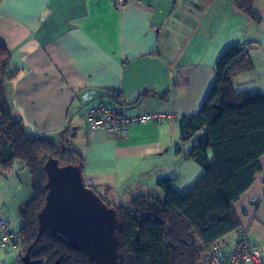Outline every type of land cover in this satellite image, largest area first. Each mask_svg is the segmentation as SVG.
Wrapping results in <instances>:
<instances>
[{"label": "crops", "instance_id": "obj_1", "mask_svg": "<svg viewBox=\"0 0 264 264\" xmlns=\"http://www.w3.org/2000/svg\"><path fill=\"white\" fill-rule=\"evenodd\" d=\"M178 1L168 0L165 13V0H0V42L11 53V67L19 70L8 89L13 114L32 133L59 143L73 130L83 146V153L77 149L84 157L82 177L110 204L127 203L169 173L163 163L164 168H157L161 156H172L170 167L181 165L178 119L196 113L212 85L215 64L203 54L195 59L201 63L170 70L176 58L167 45L175 30L162 36L164 24L178 22L184 29L187 10H195L186 0L177 8ZM199 13L202 22L193 30L208 36L213 30L209 14ZM182 67L193 69L182 74ZM242 75L233 78L234 89ZM253 88L264 92L241 87L245 92ZM146 91L149 95L141 96ZM97 105L114 106L129 117L160 113L168 119L133 124L125 134L113 136L88 125L86 110ZM260 164L255 183L235 210L250 243L264 256V156ZM24 181L28 184V177ZM19 185L15 176L0 174V217L12 227L9 212L16 206L14 212L20 211ZM235 241L233 232L222 245L228 250ZM19 256V249L17 255L0 249V264H21Z\"/></svg>", "mask_w": 264, "mask_h": 264}, {"label": "trees", "instance_id": "obj_2", "mask_svg": "<svg viewBox=\"0 0 264 264\" xmlns=\"http://www.w3.org/2000/svg\"><path fill=\"white\" fill-rule=\"evenodd\" d=\"M256 0H231L245 15ZM11 53L0 42V174L26 185L30 199L21 210V225L15 231L20 259L37 237V214L43 207L47 175L43 168L49 158L60 165L84 168V157L68 142L28 134L13 114L8 84L18 76L11 67ZM254 69L248 50L239 45L226 48L214 65V79L196 113L178 119L180 140L198 134L197 142L185 154L203 173L184 193L171 186L169 178L156 182L158 192L137 194L127 203H108L118 221L117 264H213L211 249L242 227L235 204L255 183L264 156V94L236 91L235 76ZM149 95L144 92L141 96ZM109 106V105H105ZM66 129H63V132ZM61 132V133H63ZM83 178V177H82ZM227 251V250H226ZM31 260L40 264H94L60 236L43 232L29 250Z\"/></svg>", "mask_w": 264, "mask_h": 264}, {"label": "rangeland", "instance_id": "obj_3", "mask_svg": "<svg viewBox=\"0 0 264 264\" xmlns=\"http://www.w3.org/2000/svg\"><path fill=\"white\" fill-rule=\"evenodd\" d=\"M202 1L203 0H186L188 8L192 7L195 10H187V12L189 13H187V19L184 18L186 19L184 20L186 23H184V29L181 25L180 29L178 28V22L170 23L169 21L171 25L170 27L167 26V22L164 24L166 26L163 29L164 31L161 33L162 36L166 34L165 31L174 32L175 30V35L172 42L167 45L169 47L168 52L170 53V55L176 58V62L173 68H170V70L172 72H177L178 67L186 65L190 62L201 63L199 59L195 61V59L198 58L200 54H203L205 58L215 64L217 63L218 59L221 57L227 47L232 45H239L242 48L248 50V55L253 62L254 69L251 71V73H246V75H242L243 77H240V87H236L235 90L244 91L241 89V87L250 86L260 87L264 91V0L254 1L252 3V7L250 8L251 13H249L248 15L237 11L233 6L231 0H214L211 3L205 2L204 0L203 4ZM182 2H184V0L178 1L177 8L179 5L182 4ZM206 3L208 4V6L213 8L211 12L208 8H206ZM161 8H164L165 13L169 11L168 0H165V4L163 3ZM200 11H204L205 14H209L207 24H211V29L213 30L208 36L203 34H197L193 30L197 28L200 22H202V13H199ZM196 13H198L197 18ZM209 25L207 26L210 27ZM166 39H169L168 36L166 37ZM167 66L168 65H166V71ZM187 69L192 70L193 68L185 67L183 70L182 67L181 73L183 74V72ZM236 83H234V86H237ZM11 84L12 82L8 84L9 88ZM186 86L188 88V84H186ZM192 86L193 84H191L189 88H191ZM253 89L254 91H259V93L262 92L258 89ZM254 91H251L250 93H254ZM261 94H264V92ZM27 133L29 135L32 134V129L28 127ZM79 134L81 135V133ZM62 138L65 141L64 146H67L69 142L71 147L75 148L76 151L78 149L80 153H83V146H81V138L74 137L73 130L63 134L61 136V139ZM197 139L198 134H195L187 140H180L178 148L183 152L181 165L177 164V167H170L172 163L168 162V158H171L172 156H161L159 158L157 166L158 170L164 168L162 167L163 163L165 164L169 172L161 178L172 179L171 186L179 193H184L186 190H188L203 173V169L197 163H195L191 159H187L184 155L190 150L192 145L197 142ZM141 166H144V164ZM83 179L84 181H86L84 177ZM24 180L25 175L21 174V185H19L20 189L17 192V195L20 196L16 197V202L20 205V211L22 210V206L24 205V203L29 198V194L27 195L26 193V191H28L26 189L27 183H25ZM146 192L156 194L158 192V189L155 185L153 188H150L145 192L140 193L145 194ZM16 207L14 209L12 208L13 211L9 212V221L13 225L14 229L18 231L21 225V212H14ZM232 234H230L229 236H232Z\"/></svg>", "mask_w": 264, "mask_h": 264}, {"label": "water", "instance_id": "obj_4", "mask_svg": "<svg viewBox=\"0 0 264 264\" xmlns=\"http://www.w3.org/2000/svg\"><path fill=\"white\" fill-rule=\"evenodd\" d=\"M43 168L47 175L46 196L36 216L37 237L30 248L43 232L49 231L94 264H117L118 221L113 208L85 185L79 167L60 165L49 158ZM30 248L22 255L21 264H40L42 260L30 259Z\"/></svg>", "mask_w": 264, "mask_h": 264}, {"label": "built area", "instance_id": "obj_5", "mask_svg": "<svg viewBox=\"0 0 264 264\" xmlns=\"http://www.w3.org/2000/svg\"><path fill=\"white\" fill-rule=\"evenodd\" d=\"M85 119L91 129H102L113 136L125 134L129 126L147 122H161L168 119L166 114L148 113L129 117L114 106L97 105L86 110ZM257 204H255V207ZM236 241L226 251L222 242H216L211 249L213 264H264L261 248L250 243L248 230L237 228ZM13 227L0 217V249L17 255L18 238ZM20 259V257H19Z\"/></svg>", "mask_w": 264, "mask_h": 264}, {"label": "clouds", "instance_id": "obj_6", "mask_svg": "<svg viewBox=\"0 0 264 264\" xmlns=\"http://www.w3.org/2000/svg\"><path fill=\"white\" fill-rule=\"evenodd\" d=\"M241 228H242V227H241ZM245 229H246V228H245ZM235 231H236V230H235ZM235 231H234V232H235Z\"/></svg>", "mask_w": 264, "mask_h": 264}]
</instances>
